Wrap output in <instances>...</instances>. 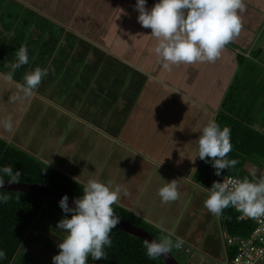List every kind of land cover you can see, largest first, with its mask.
Wrapping results in <instances>:
<instances>
[{
    "label": "crops",
    "instance_id": "crops-1",
    "mask_svg": "<svg viewBox=\"0 0 264 264\" xmlns=\"http://www.w3.org/2000/svg\"><path fill=\"white\" fill-rule=\"evenodd\" d=\"M244 3L235 47L213 63L165 68L136 0H0V137L82 184L120 186L116 205L155 230H174L191 253L185 264H221L223 235L217 247L208 219L216 220L210 212L205 220L203 208L212 170L197 156L198 138L239 69L237 54L259 49L254 60L264 70V0ZM21 45L29 63L8 81ZM36 67L48 75L26 95L24 75ZM244 167L253 177L264 171ZM173 179L179 198L162 203L158 190Z\"/></svg>",
    "mask_w": 264,
    "mask_h": 264
},
{
    "label": "clouds",
    "instance_id": "clouds-1",
    "mask_svg": "<svg viewBox=\"0 0 264 264\" xmlns=\"http://www.w3.org/2000/svg\"><path fill=\"white\" fill-rule=\"evenodd\" d=\"M146 4L147 0H136L137 19L143 28L151 29V35L157 41L154 52L165 68L215 62L225 46L239 35L241 14L246 11L244 0H155L151 8H147ZM28 63V46L21 45L15 61L8 65L11 71L5 79L12 81L15 71ZM47 75L48 70L40 67L26 72L21 85L25 94L31 95ZM4 127L12 130L11 118L4 122ZM199 133L197 156L206 163L211 158L216 176H221L222 170L237 164L235 159H227L232 150L229 127L222 128L213 119ZM4 176L9 177V184L18 183L21 172L14 171L11 165L0 167V189L5 185ZM76 182L79 184V181ZM206 189L204 206L214 216L219 217L224 209L232 207L251 218L264 217V179L214 181ZM82 190L83 195L73 201L74 207L69 205L67 194L59 201L65 215L57 222L56 228L63 230L65 235L58 244L59 252L52 257L53 264H89V258L94 262L108 257L106 248L112 246L110 233L120 220L113 205L121 199L122 189L113 186L110 181L89 179ZM123 195H127L126 191ZM158 195L162 203L176 201L180 195L176 180L166 181L159 188ZM8 199L7 195L0 194V202ZM154 227L163 235L158 239L144 240L143 247L150 260L166 257L173 248L181 254L189 251L183 238L174 230L165 229L160 223ZM5 256V251L0 249V259Z\"/></svg>",
    "mask_w": 264,
    "mask_h": 264
},
{
    "label": "trees",
    "instance_id": "trees-1",
    "mask_svg": "<svg viewBox=\"0 0 264 264\" xmlns=\"http://www.w3.org/2000/svg\"><path fill=\"white\" fill-rule=\"evenodd\" d=\"M228 45L235 47L231 42ZM258 52L259 49L253 52L250 58L237 54L239 69L230 81L214 117L222 128L225 126L230 128L232 150L228 153L227 159L238 161L234 167L222 171L248 180L254 177L247 173L245 162L258 168L264 167V70L254 60ZM258 113L260 116H257ZM209 163L211 166V158ZM5 165H11L14 171L21 172L20 182L41 183L72 198L83 195L84 184L80 182L78 184L71 176L0 137V167ZM210 169L214 182L215 170L212 166ZM4 179L8 180L9 177L4 176ZM0 194L9 197L6 202H0V249L6 253L5 258L0 259V264L22 263L29 258L32 261L30 264H45L44 261L27 255L24 249L33 241L29 236L36 235V228L44 226L42 222L45 219L56 225L63 218L65 213L59 207V202L40 193L12 189H0ZM113 208L121 219L141 226L155 238H159L158 230L143 223L141 219L119 205L114 204ZM219 218L223 229L231 235L246 236L253 227L250 220H238L237 213L232 207L224 209ZM110 237L112 246L106 248L108 257L94 262L89 258V264H166L162 257L156 260L147 257L146 249L143 247L144 241L139 236L130 235L116 226ZM33 239L35 240L33 242H39V238ZM223 242L225 258L228 259L234 254L235 248L228 246L225 239ZM171 253L174 255L172 251Z\"/></svg>",
    "mask_w": 264,
    "mask_h": 264
},
{
    "label": "built area",
    "instance_id": "built-area-1",
    "mask_svg": "<svg viewBox=\"0 0 264 264\" xmlns=\"http://www.w3.org/2000/svg\"><path fill=\"white\" fill-rule=\"evenodd\" d=\"M233 178L243 180L222 171L221 176L215 177V181L223 182L225 180L226 182ZM260 179H264V171L259 172L250 181ZM234 210L238 220H250L253 227L246 236L228 234L224 238L228 246L235 248V252L228 259L225 258L221 264H264V217L251 218L238 212L235 208Z\"/></svg>",
    "mask_w": 264,
    "mask_h": 264
},
{
    "label": "rangeland",
    "instance_id": "rangeland-1",
    "mask_svg": "<svg viewBox=\"0 0 264 264\" xmlns=\"http://www.w3.org/2000/svg\"><path fill=\"white\" fill-rule=\"evenodd\" d=\"M257 116H260V113H258ZM36 141H37V139H36ZM20 149L24 150L23 148H20ZM38 159H40V158H38ZM40 160H42V159H40ZM195 175H198V171L195 173ZM202 177L203 176H201V174H200L201 179H202ZM203 208H205L204 209L205 210V220H206V218L207 219L211 218L209 216V213H208L209 211L207 210V208L204 205H203ZM206 214H208V215L206 216ZM213 216L214 215L212 214V219L216 220V224L215 225L212 224L213 220L208 219L210 224H211L210 230L216 229L215 235H214L215 245L217 247L222 248L223 242L221 241V235H223V239H224L228 235V233L225 231V229H220V226L217 223V218L215 219V218H213ZM42 223H44V226L41 225V226L36 228V232H37V233H35L36 235L29 236L32 238L33 241H35L33 238H35V239L39 238V242L37 243V242L31 241L27 246H25L24 251H25V253H27V255H29L33 259L35 258V259L42 260V261H44L45 264H53L52 257L58 253V250H59L58 244L61 242V239L63 238V236L65 234L62 233L63 230L56 228L57 224L54 225V222H51L48 219H45ZM210 230H208V231H210ZM161 235H162V233L159 232L158 236L160 237ZM172 252L174 253L175 257H177L180 260V262L182 264H185V259H186L185 256H188L189 253H185L183 255L180 252L175 251V248H173ZM195 252H197V250H195ZM192 253H194V252H192ZM189 256H191V253L189 254ZM26 261H23L22 263L17 262L16 264H30V263H32V261H30V258L26 259ZM37 264H39V263H37Z\"/></svg>",
    "mask_w": 264,
    "mask_h": 264
},
{
    "label": "water",
    "instance_id": "water-1",
    "mask_svg": "<svg viewBox=\"0 0 264 264\" xmlns=\"http://www.w3.org/2000/svg\"><path fill=\"white\" fill-rule=\"evenodd\" d=\"M3 189L19 190L28 193H40L44 197L53 199L57 202H59L61 197L64 195L63 193L52 190L41 183L18 182L9 184L8 181L5 180V185ZM74 199L75 198L69 197V205L72 207H74ZM117 227L130 235L139 236L140 238H142L143 241L145 239H158L155 238L143 227L132 224L121 218L119 220V223L117 224ZM162 259L166 264H181L172 253H169L166 257H162Z\"/></svg>",
    "mask_w": 264,
    "mask_h": 264
}]
</instances>
